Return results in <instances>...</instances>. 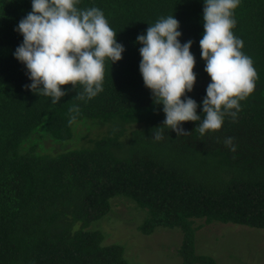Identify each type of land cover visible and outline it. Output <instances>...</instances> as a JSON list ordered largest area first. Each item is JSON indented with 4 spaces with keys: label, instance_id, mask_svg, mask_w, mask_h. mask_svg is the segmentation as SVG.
<instances>
[{
    "label": "trees",
    "instance_id": "trees-1",
    "mask_svg": "<svg viewBox=\"0 0 264 264\" xmlns=\"http://www.w3.org/2000/svg\"><path fill=\"white\" fill-rule=\"evenodd\" d=\"M204 3L79 0V9L104 13L125 51L119 62L105 61L96 97L77 99L83 86L66 85L67 95L52 103L26 87L32 83L27 68L14 56L23 43L16 29L32 0H0V264H129L124 245H107L103 231L90 229L110 213L116 196L147 211L138 227L143 234L182 231L177 254L183 264H218L197 251V233L207 225L264 229V0H240L233 12L232 32L258 79L240 101L236 120L225 116L219 131L201 135V121L185 122L181 127L189 134L178 137L163 126V105L154 102L140 72L137 37L174 16L180 43L193 41L197 79L186 96L203 119L209 84H201L211 79L200 48ZM82 121L99 126L98 135L65 152L42 149L46 137L72 140ZM228 137L235 151L225 145Z\"/></svg>",
    "mask_w": 264,
    "mask_h": 264
},
{
    "label": "clouds",
    "instance_id": "clouds-1",
    "mask_svg": "<svg viewBox=\"0 0 264 264\" xmlns=\"http://www.w3.org/2000/svg\"><path fill=\"white\" fill-rule=\"evenodd\" d=\"M239 3L240 0L204 3L200 48L211 83L202 103L203 119L197 115L196 101L186 96L196 83V61L190 51L193 41L180 43L178 20L174 16L161 18L148 27L146 35L137 37L142 45L139 68L144 84L154 102L163 105V126L178 137L189 134L181 127L185 122L201 121L198 130L203 135L219 131L225 116L235 121L241 110L240 101L256 88L258 74L253 61L242 52L243 41L232 32L236 24L233 12ZM78 4L79 0H32V11L16 29L22 34L23 43L14 56L26 66L32 81L26 87L40 90L52 98V103L67 95L62 91L66 85L74 89L78 84L83 86L77 99L96 97L103 91L105 61L119 62L125 51L104 13L97 7L79 9ZM156 135L159 138L160 133ZM224 143L236 150L232 137Z\"/></svg>",
    "mask_w": 264,
    "mask_h": 264
},
{
    "label": "rangeland",
    "instance_id": "rangeland-1",
    "mask_svg": "<svg viewBox=\"0 0 264 264\" xmlns=\"http://www.w3.org/2000/svg\"><path fill=\"white\" fill-rule=\"evenodd\" d=\"M210 83L211 79L201 85ZM99 131L93 122L82 121L77 124L72 140L55 141L46 137L42 149L60 153L79 148L86 137L96 136ZM111 202L110 213L90 226L104 232L105 244L124 245L129 264H183L177 254L183 239L180 229L157 228L152 235H145L138 227L147 216L146 210L125 196H116ZM196 242L198 253L213 256L218 264H264V229L210 224L198 231Z\"/></svg>",
    "mask_w": 264,
    "mask_h": 264
}]
</instances>
